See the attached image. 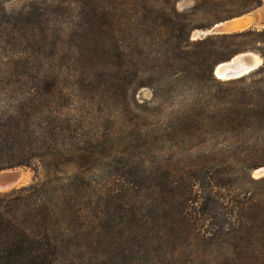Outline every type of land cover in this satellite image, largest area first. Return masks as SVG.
Here are the masks:
<instances>
[{
    "label": "rangeland",
    "instance_id": "obj_1",
    "mask_svg": "<svg viewBox=\"0 0 264 264\" xmlns=\"http://www.w3.org/2000/svg\"><path fill=\"white\" fill-rule=\"evenodd\" d=\"M259 1L260 8L242 16L251 22L247 28L211 36L264 30V0ZM3 6L8 16L20 9L19 3ZM194 6V1L183 0L177 8L188 13ZM238 7L202 5L190 18L191 45L154 46L150 61L135 71L86 43L77 6L50 12L42 28L32 32L15 21L2 30L8 17L0 5V120L31 122L40 135L51 133L53 144L83 157L79 167L68 165L63 176V184L79 197L66 206L69 226L60 239L58 264H250L249 256L191 240V231L181 233L176 224L185 216L180 205L195 180L203 183L205 194L208 183L214 184L221 197L226 191L220 187L244 179L229 164L242 167L252 153L247 165L255 179L264 167V137L252 135L246 145L228 152L229 159L224 158V146L218 147L215 159L211 145L198 149L193 141L197 138L191 125L197 119L209 121L213 112L228 105H254L256 83L264 80L214 82L200 72L201 66L182 60L180 49H210L216 53L213 58L239 52L247 39L215 40L213 47L196 44L211 36L194 38L218 25L206 29L214 22L210 13L224 15ZM246 53L264 64L254 50L236 56ZM166 60L173 68L162 65ZM5 171L19 172L25 181L0 193L29 186L35 177L29 168ZM39 172L45 180L44 171Z\"/></svg>",
    "mask_w": 264,
    "mask_h": 264
},
{
    "label": "trees",
    "instance_id": "obj_2",
    "mask_svg": "<svg viewBox=\"0 0 264 264\" xmlns=\"http://www.w3.org/2000/svg\"><path fill=\"white\" fill-rule=\"evenodd\" d=\"M180 1L183 0H1V14L8 17L1 28L5 31L6 26L15 21L21 25L20 29L24 27L34 32V28H42L50 12L77 6L82 11L81 27L86 43L124 61L121 65L127 69L139 71L150 61L152 47L191 45L194 27L190 18L192 13L201 11L202 5L241 7V10L224 15L215 11L210 13L214 22L206 29L245 16L262 6L259 0H192L195 2L192 11L181 13L177 8ZM8 3H19V12L8 16L3 6ZM242 38L248 42L234 56L254 50L264 59V30L211 36L196 44L216 47L215 40L228 42ZM98 41L102 42L99 44ZM180 53L183 61L191 66H201L200 72L214 82H218L214 69L234 57L213 58L216 53L210 49L194 53L180 49ZM180 53L177 51L176 56ZM162 65L166 69L173 68L171 60ZM262 76L264 64L248 77L225 82H243L246 78ZM256 86L254 105H228L213 112L209 121L197 119L191 125L193 136L197 138L193 140L196 148L211 145L215 152L213 157L217 159V149L222 145L227 151L224 158L229 159L228 152L246 145L252 135L258 139L264 137V80ZM48 136L51 133L40 135L31 122L23 124L14 118L0 120V171L29 168L35 172L29 186L0 193V264H58L62 249L60 239L65 237L69 226L66 206L79 197L78 191L69 190L63 184V176L68 165L79 167L83 157L76 151L53 144ZM208 136L211 139H207ZM250 154L247 153V161L242 167L233 163L228 165L230 171L240 173L244 179L220 187L226 191L221 197L214 184L208 183L210 191L206 194L199 179L189 184L190 193L180 205L185 216L176 224L181 233L189 229L188 237L193 241L210 243L227 253L249 256L250 264H264V178L253 177L252 168L247 165ZM41 169L45 180L40 178Z\"/></svg>",
    "mask_w": 264,
    "mask_h": 264
},
{
    "label": "water",
    "instance_id": "obj_3",
    "mask_svg": "<svg viewBox=\"0 0 264 264\" xmlns=\"http://www.w3.org/2000/svg\"><path fill=\"white\" fill-rule=\"evenodd\" d=\"M234 20L235 19L218 24L209 31L197 33L195 34L194 38L205 39L211 35L225 34L229 32L230 23ZM233 59H231L228 62L222 63L216 67V69L214 70V74L218 80H222V78H228L231 80L241 79L257 71L263 65V63L261 62L257 66L255 55L253 53L243 54V57H241L239 61H236L235 63H231L233 62ZM5 172H9V171H0V175L4 174ZM13 172H17V171H13ZM257 172H258L257 175L259 179L264 178V167L259 168ZM19 174L22 177V174L21 173ZM19 181L17 183H12L11 185H8V186H3L0 184V191L1 192L7 191V190L14 188L16 185L19 184Z\"/></svg>",
    "mask_w": 264,
    "mask_h": 264
},
{
    "label": "bare ground",
    "instance_id": "obj_4",
    "mask_svg": "<svg viewBox=\"0 0 264 264\" xmlns=\"http://www.w3.org/2000/svg\"><path fill=\"white\" fill-rule=\"evenodd\" d=\"M250 24H251L250 20L245 19V17L235 19L234 21H232L230 23L229 32L243 30V29L247 28ZM241 57H243V54L235 57L233 59V62H231V63H235L236 61H239L241 59ZM255 60H256L257 66L262 62V59L257 55H255ZM236 80H238V79H236ZM222 81H233V80L228 79V78H222ZM9 173L8 174L4 173L5 175L0 176V184L1 185L8 186V185H11L12 183H17L19 180H20L19 182H22V183L25 181V176L21 177L19 173H13V174H9ZM257 174H258V172H257ZM257 174H256V177H258Z\"/></svg>",
    "mask_w": 264,
    "mask_h": 264
}]
</instances>
